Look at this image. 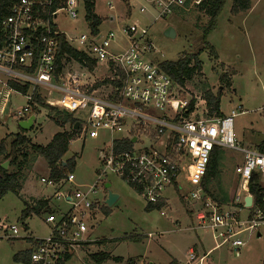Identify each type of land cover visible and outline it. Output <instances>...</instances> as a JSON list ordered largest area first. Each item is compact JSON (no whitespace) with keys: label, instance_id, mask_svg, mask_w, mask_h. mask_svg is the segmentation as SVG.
<instances>
[{"label":"built area","instance_id":"built-area-1","mask_svg":"<svg viewBox=\"0 0 264 264\" xmlns=\"http://www.w3.org/2000/svg\"><path fill=\"white\" fill-rule=\"evenodd\" d=\"M54 2L19 0L1 21L4 41L0 48V122L25 121L31 108L39 107L34 101L36 93L47 106L60 112L87 110V127L80 131L81 137L97 139L105 133L108 140L100 151L103 169L94 184L82 186L85 190L75 186L73 173L57 182L40 179L42 184L54 188L53 198L67 209L62 212L57 207L49 208L46 200L41 211L49 231L42 239L24 238L32 245L28 264H57L71 256L76 247L89 242L90 224L107 207V175L115 176L133 190L145 208L166 205L164 192H175L179 180L188 183L194 187L190 199L198 204L192 229L210 231L215 248L227 246L238 257L244 247L240 235L247 232L257 237L264 230V196L254 206L249 194L254 177L256 184L264 188L259 184V178L264 176V147L258 145L250 150L239 146L233 134L235 111L222 118H202L194 108L189 117H184L189 102L176 94V86L160 63L149 60L152 46L146 38V28L133 24L123 30L124 47L115 41L112 32L102 35L89 31L67 38L56 29L54 21L60 12L76 19L78 0H63L58 9H53ZM185 3L186 0H153L151 4L159 18L183 8ZM59 37L86 59L81 63L64 59L62 70L56 75ZM87 60L94 63V69L105 68L99 83L108 81L107 84L94 88L97 82L88 78L94 69L88 71ZM71 62L85 72L74 71ZM10 83L27 85L28 89L26 93L18 92ZM101 92L106 95H99ZM13 95L24 99L25 106H15ZM124 141H130L128 150L121 148ZM219 148L243 155L242 164L235 168L238 189L227 204L212 199L202 186L210 156ZM247 196L251 197L248 208L244 207ZM243 209L249 211L245 221L240 220ZM9 230L7 238L18 239L16 227ZM205 258L191 249L187 264H204Z\"/></svg>","mask_w":264,"mask_h":264},{"label":"rangeland","instance_id":"rangeland-1","mask_svg":"<svg viewBox=\"0 0 264 264\" xmlns=\"http://www.w3.org/2000/svg\"><path fill=\"white\" fill-rule=\"evenodd\" d=\"M152 1L94 0V14L102 21L99 33L112 32L115 41L124 47L123 30L133 24L146 28V38L152 46L149 60L154 63L175 62L184 55L199 54L201 71L193 73L183 88L175 87L176 94L188 102L194 100L197 116L202 118L215 117L208 114L207 96L218 98L221 114L228 116L232 111L237 114L233 118V134L239 146L254 149L264 140V0H251L248 12L235 15L230 11V0H226L216 18L215 28L206 34L205 39L204 30L209 18L193 4L196 0H186L183 8H175L169 15L159 18ZM142 8L144 13L140 12ZM54 24L67 38L89 32L80 0L76 19L60 12ZM169 30L173 33L171 37L166 36ZM204 43L214 49L217 58L204 50ZM71 65L74 71H82L77 63L71 62ZM104 73L106 70L102 67L94 76ZM89 80L99 83L103 77ZM99 95L104 96L106 92ZM12 100L17 107L25 106L24 99L17 95H13ZM31 110L29 116L35 117L34 125L23 134L30 145L46 146L53 135L70 130L68 123H55L65 119L63 114H56L58 110L53 112L40 107ZM88 114L87 110H78L70 115L81 127L63 157V161L73 160L75 163L76 187L97 181V175L103 169L100 151L108 140L105 133L97 139L81 137L80 131L87 127ZM18 133V122H0V140L4 141L6 149ZM24 155L26 159H23ZM242 160L243 155L237 151L218 149L215 170L208 183L211 197L231 201L238 189L235 168L242 164ZM18 162L22 163L24 190L19 196L9 192L0 200V264H21L13 257L29 247L24 238L42 239L48 234L43 212L23 217L27 205L34 208L37 200L46 199L49 208L57 207L62 212L67 209L64 203L53 198L54 188L40 182L41 178H49V169L42 157L28 147L21 151ZM5 163L9 172L16 171V164ZM106 180L110 184L109 190L119 198L111 207L105 206L108 215L104 214L105 208L96 214L88 230L89 242L76 247L65 264H94L91 255L99 253L122 259L118 263L107 260L102 264H169L171 261L187 264L193 248L199 257L206 255L204 264H264L263 229L260 237L247 232L240 235L244 247L238 257L227 246L215 248L216 242L210 231L192 229L198 204L190 199L194 187L188 183L177 181L175 192L173 189L164 192L168 200L166 207L148 212L144 202L118 178L107 175ZM259 184L264 187V176L259 178ZM81 189L85 190L84 187ZM248 215V210H241L240 220L245 221ZM11 226L18 230V239L7 238ZM123 238L136 240L121 241Z\"/></svg>","mask_w":264,"mask_h":264},{"label":"trees","instance_id":"trees-1","mask_svg":"<svg viewBox=\"0 0 264 264\" xmlns=\"http://www.w3.org/2000/svg\"><path fill=\"white\" fill-rule=\"evenodd\" d=\"M19 0H0V24L1 21L7 17L10 13V8L12 5L17 3ZM83 6L84 11V20L88 25L89 31L92 34H97L99 32V26L101 25V20L94 14V0H80ZM226 0H201L200 4L197 5L199 10L204 11V13L209 18L207 27L204 30V39L206 34H208L211 30L215 28L216 18L221 12L223 5ZM231 2V13L239 14L248 12L251 9V0H230ZM63 5V0H55L53 9L61 8ZM4 41V33L1 29L0 25V48L2 47ZM205 44V43H204ZM204 50H208L209 53L213 56V58H217L214 49L205 44ZM199 54H188L184 55L180 59L175 62H161L159 64L160 68L170 77L173 84L176 87L183 88L193 73H199L201 71L202 63L198 58ZM64 59H72L78 63L86 59V56L82 53L77 52L72 47H70L67 43H65L63 37H59V48L56 55V75L60 73L62 70V61ZM87 69L88 71H92L94 69V63L87 60ZM108 81H104L102 83H97L94 88H97L101 85L107 84ZM11 87L22 93H26L28 86H20L16 83H10ZM184 99V97H182ZM206 105L209 108L208 114L212 116L214 114L215 117L222 118L223 115L219 112V99L212 98L210 95L207 96ZM34 101L40 108H45L52 110L55 109L47 106L44 103V100L40 98L38 94H34ZM194 109V100H191L188 104L187 110L184 113V117L187 118L193 112ZM56 114H63L65 119H62V122L55 121L57 125H65L69 124V131H62L60 133H56L51 141L46 146H37L30 145L29 139H27L23 134L20 128V133L14 135V139L9 144V148L6 149L4 141L0 140V200L9 192L19 195L21 191L22 182L24 181V177L22 176V163L18 162V156L21 155V151L26 148H31L38 156L42 157L49 169V178L52 180L60 181L65 177L68 173H73L75 168V163L73 160L63 161V157L67 152V148L69 143L74 139L76 133L79 131V128L74 131L73 127L75 123H78L77 120H74L70 117L71 114L63 113L57 111ZM130 141H124L122 143V149H129ZM259 147H264V140L259 144ZM218 149H215L209 159L207 165L206 176L203 180L202 186L204 191L208 196L211 197V194L208 191V183L212 179L215 166H216V156ZM26 159V155L24 158ZM9 161L10 166L16 164V171L9 172L7 169H3L2 165ZM65 164V165H64ZM257 180L254 177L251 181L249 187V194L253 197V204H259L261 198L264 196V188L258 186L256 184ZM215 201H218L222 204H227L226 199L217 200L211 197ZM46 201L40 200L35 202L34 208H29L26 206L25 210L22 212L23 217L27 218L33 212H40ZM165 207L163 203H159L154 207H146V211L150 212L153 210H161ZM104 214L108 215V209H104ZM133 241L136 240L134 238H123L121 241ZM193 250H195L193 248ZM29 251L22 253L18 258L24 263L28 264L29 259ZM70 259V256H65L63 261L58 262L57 264H65ZM91 259L94 264H102L107 260H112L114 262H121L122 259L118 257H112L107 253H99L91 255ZM14 260H17V257H14ZM169 264H176L175 261H171Z\"/></svg>","mask_w":264,"mask_h":264},{"label":"water","instance_id":"water-1","mask_svg":"<svg viewBox=\"0 0 264 264\" xmlns=\"http://www.w3.org/2000/svg\"><path fill=\"white\" fill-rule=\"evenodd\" d=\"M173 35L172 31L169 30L166 32V36L167 37H171ZM34 116H31L29 117L28 119H26L24 122H20L18 123V127L22 130V131H29L30 128L32 127L33 125V121H34ZM79 128V123H75L74 127H73V130L76 131L77 129ZM134 141V140H133ZM6 164L5 163L2 167L3 169H6ZM65 165V164H64ZM105 188L107 189V199H106V205L107 207H111L115 201L118 199V195L117 194H114L112 193L110 190H109V184H106ZM251 206V197L250 196H247L245 197L244 199V207L248 208ZM259 236V235H258Z\"/></svg>","mask_w":264,"mask_h":264},{"label":"crops","instance_id":"crops-1","mask_svg":"<svg viewBox=\"0 0 264 264\" xmlns=\"http://www.w3.org/2000/svg\"><path fill=\"white\" fill-rule=\"evenodd\" d=\"M100 19V18H99ZM101 20V19H100ZM112 21V20H111ZM101 24H102V21H101ZM56 26V25H55ZM100 27V26H99ZM56 29H57V26H56ZM58 30V29H57ZM123 47V46H122ZM99 68H102V67H97V68H95L93 71H92V74L88 77L89 79H93V78H100L101 76H99V77H97V76H94L95 75V73L99 70ZM81 72H85V70L82 68V71ZM223 115V114H222ZM33 116V115H32ZM224 116V115H223ZM29 117H31V116H28L26 119H28ZM35 119V118H34ZM20 122H24V121H20ZM20 122H18V123H20ZM33 125H34V121H33ZM33 125H32V127H33ZM31 127V128H32ZM30 128V129H31ZM54 136V135H53ZM5 164V163H4ZM3 164V165H4ZM2 165V166H3ZM23 184H24V181L22 182V187H21V191L22 190H24V188H23ZM19 196V195H18ZM35 198V197H34ZM119 198V197H118ZM40 200H44V201H46V199H40ZM40 200H37V201H40ZM36 201V202H37ZM46 203V202H45ZM46 207V204L44 205V207L43 208H45ZM42 208V209H43ZM40 213H42V211H40ZM257 237H260V235L259 236H257ZM28 241V244H29V247L27 248V249H25V250H21L20 252H18V253H16L15 255H14V257L16 256L17 257V260H14V257H13V260L15 261V262H17V263H21V264H24L21 260H20V258H18L19 257V255H21L22 253H24V252H27V251H30V248H31V241L30 240H27ZM191 250V249H190ZM177 263V262H176Z\"/></svg>","mask_w":264,"mask_h":264}]
</instances>
